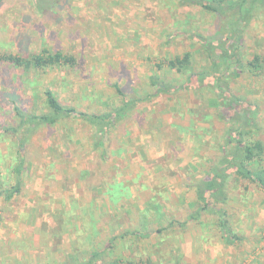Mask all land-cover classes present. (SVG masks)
<instances>
[{"label":"rangeland","instance_id":"rangeland-1","mask_svg":"<svg viewBox=\"0 0 264 264\" xmlns=\"http://www.w3.org/2000/svg\"><path fill=\"white\" fill-rule=\"evenodd\" d=\"M35 1L4 0L0 5V53L25 55L46 47L63 50L82 61L74 68L32 69L26 74L0 61V97L16 87L17 92H21L26 85L30 102L39 109L37 112L45 106V88L53 89L64 104L75 105L89 113L118 105L113 83H120L126 91H136L140 97L146 96L156 89L150 84V76L158 70L157 65L168 57L184 53L190 45L186 35H178L170 44L165 43L164 33L174 32L178 27L162 0H136L135 4L131 0H68L62 16L66 17L69 11L74 13L77 21L69 23V31H62L61 25H51L47 16L39 19ZM147 4H156L158 8L147 11ZM29 12L33 13L30 17ZM184 13L178 15L179 20L186 21L187 14ZM54 14L57 16L58 13ZM191 14L192 22H198L190 20L191 30L213 31L208 21L204 26L200 24L204 21L200 10L193 8ZM263 23L264 19L259 18L251 27L254 36H261ZM75 29L79 30L80 36L71 37L69 32ZM207 64V60L199 55L197 69ZM163 72L169 79L177 77V74ZM19 78L26 79L27 83ZM234 80L233 93L257 98L264 117V80L248 77ZM191 92L180 93V97H175L169 104L167 98L171 96L168 93L142 102L137 108L139 113L134 112L137 116L126 125L122 124L118 135L113 132L108 144L121 146V141H126L125 132L133 136L142 124H146L149 134L144 137H150L147 140L153 138L149 154L143 156L139 151L143 137L138 147L133 145L132 151L120 157L110 154L108 162L102 160L100 149L95 150L92 145L91 126L86 123L70 118L56 126H20L21 121L14 115L11 119H8L11 116L6 117L10 105L7 101L2 102L0 264L86 263L91 258L89 250L93 244L89 242L94 229L96 243L104 245L113 235L120 236L125 230L141 225L139 207L154 200L152 196L156 194L150 183L157 187L161 183L164 187L161 190L167 197L164 200L166 210L184 226L167 230L160 239L145 238L140 243H137V236L130 235L116 250L118 254L134 260L150 256L157 264H264L263 190L251 183L232 180L230 194L233 197L223 206L232 230L240 239L228 244L217 222V214L201 211L198 219L190 218L197 207L191 204L196 199L195 190L184 183L187 173L165 172V181H161L162 175H154L153 163L167 162L168 167H173L175 151L177 162L192 160L195 156V147L184 155L183 151L188 148L177 145V137L164 139L160 135V129L165 134H179L181 125H188L191 119L184 113L189 107L196 108L198 103L197 93L196 96ZM214 121L217 132L221 133L225 124L217 118ZM197 123L196 127L210 125ZM20 146L24 147L23 153H20ZM200 152L206 157L217 156L208 146H203ZM126 160L130 162L127 166ZM17 167L21 170H16ZM137 167H140L138 174L135 172ZM94 170H101L106 178L113 176L122 187L126 185V189L117 195L118 203L110 208L101 206L99 199L106 201L107 189L112 182L107 180L100 186L102 196L99 198L96 178H91ZM86 183L93 187L88 185L84 189ZM3 185L5 189L19 186L20 192L7 198L2 192ZM151 226L156 228L157 224ZM113 255L114 252L109 254Z\"/></svg>","mask_w":264,"mask_h":264},{"label":"trees","instance_id":"trees-1","mask_svg":"<svg viewBox=\"0 0 264 264\" xmlns=\"http://www.w3.org/2000/svg\"><path fill=\"white\" fill-rule=\"evenodd\" d=\"M3 1L0 0V5ZM134 1L136 0L130 2L134 3ZM67 2L68 0H36L34 2L35 13L39 19H45L47 16L48 21L52 23L51 25L58 24L61 25L62 31H69V23H77V21L72 12L68 11L66 17L62 16V11H65ZM162 4L178 27L174 32L164 33L165 43L170 44L174 39H177L178 35H186L190 45L184 53L168 57L157 65L158 70L150 76V84L156 88L152 93L140 97L136 91H126L120 83H113L115 95L119 98L118 105L102 112L89 113L86 110L77 109L75 105L64 104L53 89L45 88V106L37 112L36 110L39 109H35V105H32V101L30 102L25 85L21 92H17L18 88L16 87L7 92L5 96H1L0 106L2 102L7 101L10 107L6 117L11 116L8 118L11 119L14 115L16 120L21 121L20 126H56L61 121H68L70 118H75L79 123H86V125L91 126L92 145L95 150L100 149L102 160L108 162L111 157L110 154L120 157L123 153L132 151L133 145L137 146L138 142H141V139L149 134V127L142 124L139 132L133 136L129 132L124 133L126 141H121V146L108 144L113 138V132H117L116 135H118L119 131H122V124L126 125L133 116L134 118L137 116L134 115V112L136 110L139 113L137 108L142 102L145 100L152 101L160 93H168L171 96L170 99L167 98L169 104L175 97L179 98L180 93L190 91H193L191 93L194 95L197 93L196 108L189 107L187 113H184L185 117H189L191 120L188 125H181L182 130L179 134L172 132L165 134L160 129L162 138L167 139L172 136L175 139L177 137L179 139L177 145L181 144L182 147L188 148V151H183L184 155H188L192 152V147H195L193 151L195 156L192 160L177 162V153L173 151L171 163L173 167H168L167 162L153 163L154 175H162L161 181H165V172L174 173L179 170L187 173L184 183L189 184L188 186L195 190L196 199L191 204L197 207L190 218L198 219L201 211L217 214V222L225 242L234 244L240 237L232 230L227 216L228 212L223 206L233 197L230 194L232 180L254 184L258 189L264 191V117L261 114L263 108L257 98L235 94L232 91V83H235L236 80L234 79L236 78L248 77L255 81L260 80V78L264 80V23L260 26L262 31L260 37L254 36L251 30L259 18L264 19V0H162ZM157 8L156 4L146 5L147 11H155ZM193 8H197L204 15V21L200 22L201 25L204 26L208 21L209 25L212 26L213 31L211 33H208V30L206 33L201 28L191 30L188 23L190 20L192 22L193 15L191 12ZM54 12L58 13L57 16ZM184 12L187 14L186 21L184 19L179 20L178 15ZM28 14L29 17L33 15L31 12ZM210 21L212 22L210 23ZM69 34L71 37L80 36L78 29L69 32ZM199 55L203 56L208 64L201 65L197 69L200 66L198 65ZM0 61L14 66L22 74L29 73L32 69H52L62 66L74 68L82 63L73 54L46 47L39 52H30L25 55L2 52L0 53ZM163 70L166 73L177 74V77L169 79ZM184 76L185 78H183ZM19 80L21 82L27 81L20 78ZM183 112L181 111V113ZM214 118L225 124L221 133L217 132ZM141 119L142 117L139 118L140 124ZM196 120L207 122L210 125L196 127L198 124ZM163 126L165 127V125ZM70 138L72 139L71 136ZM148 138L150 137H145L144 142H142L144 145L140 149L138 148L143 156L149 154L148 149L152 146L153 138L147 140ZM203 146L214 149L217 156H204L200 152ZM23 148L20 146V153H23ZM127 160L126 166L130 163ZM18 168L20 169L17 167L16 170ZM138 168L140 167L135 169L137 174ZM91 178H96L95 186L98 188L99 198L102 196V192L99 191L101 190L100 186L107 183V180L112 182L110 184L112 189L111 187L107 189L106 201L101 202L99 199L101 206L110 208L118 203L117 195L126 189L125 184L123 187L121 183L117 184L113 176L106 178L101 170H94ZM156 178L158 179V177ZM88 185L93 187L91 184ZM88 185L87 183L84 184L83 188H87ZM150 186L152 190H156V194L152 196L154 200L145 202L142 207H139L141 225L138 228L125 230L120 236L113 235L104 245L96 243L97 239H94L93 234L94 229L89 242L93 244L89 250L91 258L82 264H157L150 256L134 260L118 254L116 251L130 235L137 236V243H140L145 238L157 237L160 239L162 233H166L167 230H173L177 228L176 226H184L182 221L177 220L178 218L176 219L166 210L164 200L167 197L164 190H161L164 188L161 183L158 187L157 184L153 185V183H150ZM143 187L149 189L146 184H143ZM2 189H4L2 192L7 194V198L20 192L19 186L5 189L3 185ZM152 224H157V227L153 228ZM112 252L115 255L111 257L109 254Z\"/></svg>","mask_w":264,"mask_h":264},{"label":"crops","instance_id":"crops-1","mask_svg":"<svg viewBox=\"0 0 264 264\" xmlns=\"http://www.w3.org/2000/svg\"><path fill=\"white\" fill-rule=\"evenodd\" d=\"M144 140H145V137H144ZM144 140H143V141H144ZM143 145H144V144H143ZM79 182H81V181H79Z\"/></svg>","mask_w":264,"mask_h":264}]
</instances>
